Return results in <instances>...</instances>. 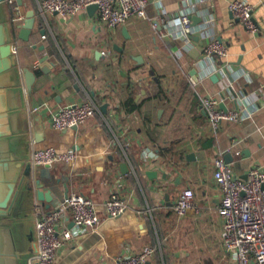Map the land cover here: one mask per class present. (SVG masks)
<instances>
[{"label": "crops", "instance_id": "obj_1", "mask_svg": "<svg viewBox=\"0 0 264 264\" xmlns=\"http://www.w3.org/2000/svg\"><path fill=\"white\" fill-rule=\"evenodd\" d=\"M39 1L0 3V21L6 24L9 42L17 45V68L28 67L36 74L31 92L22 76L20 82L11 71L0 76V86L8 88L0 93V105L10 108V135L0 151L14 157L20 167L10 172L20 174L34 148L73 149L78 158L46 170L56 188L49 208L29 199L15 210L21 246L35 244L37 205L57 207L67 187L68 194L83 193L95 203L98 221L71 237L59 249L55 264H112L114 257L146 245L154 246L155 253L145 264H237L222 244L214 159L226 161L230 154L233 173L240 179L252 166L264 171V0H246L254 7L256 34L233 17L230 0H202L191 14L200 21L188 38L169 33L167 24L184 0H148L145 17L131 16L115 27L86 9L68 17L43 15ZM17 10L24 15L34 10L28 40L18 36L19 24L12 23ZM212 38L227 47L219 62L228 65V78L215 72L204 56ZM43 54L48 55L47 72L36 66ZM189 75L198 77V83L192 84ZM230 76L238 106H262L253 120L224 121L212 131L200 98L217 94L226 108L237 107L229 92ZM85 100L95 102L98 111L84 124L62 132L52 126L56 110ZM35 127L40 138L43 135L38 142ZM42 168L31 167L33 172ZM185 187L193 189L199 211L177 217L173 205ZM111 192L129 205L116 217L104 207ZM67 217L72 226L71 211ZM30 254L26 251L23 264Z\"/></svg>", "mask_w": 264, "mask_h": 264}, {"label": "built area", "instance_id": "obj_2", "mask_svg": "<svg viewBox=\"0 0 264 264\" xmlns=\"http://www.w3.org/2000/svg\"><path fill=\"white\" fill-rule=\"evenodd\" d=\"M4 1L14 3V0ZM200 1L202 0H184L178 14L167 22L169 33L189 37L194 28L190 16ZM90 4L97 5L96 11L100 21L109 27H115L124 24L131 16L145 17L148 0H40L39 8L43 15L55 13L68 17L86 9ZM228 6L233 17L240 20L249 33L256 34L259 31L251 3L246 0H230ZM24 18L25 15L17 10L11 20L12 23L20 24ZM157 24V21H153L154 27H157ZM11 50L16 54L15 43H11ZM226 55L227 47L219 38H212L204 47V56L211 61L212 69L228 78V65L219 62ZM232 78L234 80V77ZM198 79L189 75L192 84L198 83ZM228 80L230 87L232 80ZM221 98L217 94L202 95L200 98L201 107L208 118V127L212 131H216L224 121L240 123L253 120L255 113L262 106L259 103L248 105L244 102L238 106L236 102L237 107L224 109L220 106L223 102V97ZM234 98V101H237L238 94ZM96 111L98 106L92 100L65 105L52 115L51 124L57 131L62 132L84 124ZM153 155L155 154H148ZM77 158L78 153L73 149L58 150L45 146L32 149L30 165L36 168L58 162H73ZM214 167L213 176L221 190L217 212L222 218V244L230 250L237 264H264V171L252 166L247 171L246 178L240 179L234 175L231 163L221 157L214 159ZM37 207L35 251L28 256L26 264H55L59 249L71 237L94 227L98 221L95 203L79 192L68 194L55 208L44 209L41 204ZM104 207L110 216L116 217L123 214L129 205L125 198L111 192L104 201ZM68 211H71L72 226L67 225ZM173 211L177 217H182L189 211H199L191 187L181 190L173 205ZM154 253L155 247L146 245L136 253L114 257L112 264H145Z\"/></svg>", "mask_w": 264, "mask_h": 264}, {"label": "water", "instance_id": "obj_3", "mask_svg": "<svg viewBox=\"0 0 264 264\" xmlns=\"http://www.w3.org/2000/svg\"><path fill=\"white\" fill-rule=\"evenodd\" d=\"M4 0H0V3ZM20 1V0H18ZM97 9L96 4H90L86 7V10L93 14ZM192 24L198 23L200 17L191 15ZM35 24L34 10H27L25 18L22 23L18 25V36L22 40H28ZM5 23L0 21V76L2 73L11 71V76H17L20 82V76L23 77L26 90L31 92L32 86L36 79V74L28 67L22 69L17 68L16 61L14 59V53L11 50V43L9 42L6 34ZM160 28V26H158ZM40 33L44 34L45 30L40 28ZM181 38H184L181 36ZM43 46L41 47V49ZM48 59L47 54H43L38 61V65L42 68V71L47 72L46 61ZM54 64V62H52ZM17 68V71L15 69ZM214 75L212 78H216ZM231 78V76H230ZM231 80H233L231 78ZM18 83V82H17ZM8 88L0 86V93L4 92ZM229 92L233 97L237 96V92L232 86L229 87ZM236 103V101H235ZM222 108H226L223 103H220ZM104 108V107H103ZM10 108L5 105H0V144L10 135V130L7 127L8 112ZM76 127V126H73ZM34 138L38 142L43 139V135L40 138L36 127L34 128ZM190 158V156H189ZM230 154L225 156L227 162L230 161ZM20 167V164L14 161L12 155L4 156V153L0 151V264H23L20 260V255L26 251L32 253L35 251L34 242L27 249L21 246L19 242L20 233L19 227H15L14 213L15 210H19L22 204H25L29 199H35L36 201L45 204L46 208H49V204L54 203L53 193L56 188L53 185V175L47 174L46 170L51 167L50 164H46L42 169H36L33 172L30 164H26L22 173L13 170L12 167ZM151 176L154 171H146ZM68 194V188L65 187L63 191V197ZM20 246V247H19ZM24 247V248H22ZM21 250V253H20ZM34 264H38L35 262Z\"/></svg>", "mask_w": 264, "mask_h": 264}, {"label": "rangeland", "instance_id": "obj_4", "mask_svg": "<svg viewBox=\"0 0 264 264\" xmlns=\"http://www.w3.org/2000/svg\"><path fill=\"white\" fill-rule=\"evenodd\" d=\"M20 247V246H19ZM20 253H21V250H20ZM20 260L23 262L25 261V254L24 252L20 255ZM25 263V262H24Z\"/></svg>", "mask_w": 264, "mask_h": 264}]
</instances>
